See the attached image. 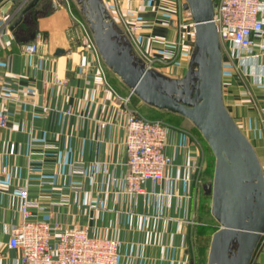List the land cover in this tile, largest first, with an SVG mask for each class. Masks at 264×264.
<instances>
[{
    "label": "crops",
    "instance_id": "crops-1",
    "mask_svg": "<svg viewBox=\"0 0 264 264\" xmlns=\"http://www.w3.org/2000/svg\"><path fill=\"white\" fill-rule=\"evenodd\" d=\"M30 1L0 0V112L9 116L7 127L0 129V264H16L19 256L6 248L5 228L19 221L17 189L24 187L39 203L43 219L83 225L91 236L118 240L121 264H194L195 195L202 182L195 168L203 167L205 141L181 126L167 127L171 163L165 181L146 182L140 194L123 192L125 112L120 99L130 91L107 68L106 80L120 99L105 89L92 53L70 40L77 28L60 0L37 3L36 10L46 13L35 21L33 40L18 43L9 27ZM50 2L57 7L47 8ZM175 4L123 0L139 47L177 78L187 68L194 34L192 21L179 15L176 23ZM30 43H38L36 54L22 51ZM57 49L63 52L55 54ZM231 63L238 66V77ZM221 80L223 104L262 165L264 59L248 60L243 53L226 64L222 55ZM132 100L130 106L140 108L142 102ZM255 260L264 264V245Z\"/></svg>",
    "mask_w": 264,
    "mask_h": 264
},
{
    "label": "water",
    "instance_id": "water-1",
    "mask_svg": "<svg viewBox=\"0 0 264 264\" xmlns=\"http://www.w3.org/2000/svg\"><path fill=\"white\" fill-rule=\"evenodd\" d=\"M39 1L31 0L11 23L18 43L33 40L35 21L46 13L36 10ZM73 1L105 67L148 107L187 119L210 149L212 175L200 186L210 196V213L219 228L211 235L206 264H250L264 232V174L253 146L223 104L222 50L212 22V0H185L194 44L178 78L146 67L102 0ZM26 23L29 27L20 29ZM62 52L57 49L55 54Z\"/></svg>",
    "mask_w": 264,
    "mask_h": 264
},
{
    "label": "built area",
    "instance_id": "built-area-1",
    "mask_svg": "<svg viewBox=\"0 0 264 264\" xmlns=\"http://www.w3.org/2000/svg\"><path fill=\"white\" fill-rule=\"evenodd\" d=\"M60 1L81 28L79 34L70 35V40L81 42L92 53L94 66L105 89L119 98L106 80V67L86 24L74 16L69 0ZM102 1L111 19L146 67L152 68L154 64L163 63L139 47L135 39L136 28L122 15L118 0H110L115 17L110 13L106 1ZM212 3V22L216 26L221 50L222 45L227 42L230 45V57L233 59L241 58L243 53L248 60L264 59V0H212ZM191 26L193 27L192 23ZM22 51L36 54L38 43L23 45ZM131 96L130 93L119 98L125 112L122 128L126 153V171L121 182L123 192L140 194L143 193L146 182L158 184L165 181L164 173L171 160L166 152L167 126L160 120L145 118L131 108ZM3 97L0 93V100ZM8 123V113L1 111L0 129H5ZM195 170L199 173L200 166L197 165ZM17 197L19 221L5 228L6 248L19 251L16 264H121L120 243L115 238L91 236L83 225L61 226L58 222L43 219L39 212V203L30 198L27 187L17 189ZM262 244L264 232L258 247Z\"/></svg>",
    "mask_w": 264,
    "mask_h": 264
},
{
    "label": "rangeland",
    "instance_id": "rangeland-1",
    "mask_svg": "<svg viewBox=\"0 0 264 264\" xmlns=\"http://www.w3.org/2000/svg\"><path fill=\"white\" fill-rule=\"evenodd\" d=\"M104 1H106V5H108V8H109L112 16L114 15V17H115V13L112 10L111 1L110 0H104ZM69 2H70L71 10H72V13L74 14V16L83 21L80 13L78 12V9H77L74 1L69 0ZM118 2L120 3V6H121L122 15L126 18V20L128 22H130L131 19L125 13V10L123 7V0H118ZM184 2H185V0H175V3H176L175 4L176 23H178V21H179L178 20L179 15L181 16V18H184V20H185L184 22L191 23V16H190L189 12L187 10H183V8H182V5ZM67 13H68V10H67ZM68 16L71 20H73L69 13H68ZM73 23L75 24V27L77 28V32H75V34H79V32L81 31L80 26L78 24H76L75 21ZM222 55L224 57V62H226V64H227V62L229 61V58H231L230 57V45L227 42H225L222 45ZM161 66L165 67L166 65L154 64L152 68H154L155 70L161 72L162 74H164L166 76H171V77L174 76L173 74H171L169 72L170 70H164V69H162L163 67H161ZM231 69H232V74L234 76L238 77V75L240 73L238 70V66L234 63H231ZM178 76L181 77L180 75H178ZM131 98L135 99L132 101L139 103L138 102L139 100H136L137 98L134 95H133V97L131 96ZM139 106H140V108L133 106V105L130 107L133 109H136L145 118L156 119V120H160V121L164 122V124L167 127H169V126L178 127V126H176V124H177V125L185 128V129H187V130H190L191 132L193 131L192 133L194 135L199 136V138L201 139L202 142L204 141V140H202V137L199 134V132L187 120L180 118V117H177L175 115H171L168 113H162V112L153 110L152 108L148 107L147 105H145L143 103L139 104ZM253 127L250 126V129ZM244 132L247 134L246 130H244ZM203 143H204V147L206 150H205L204 160H203V164H202L203 167H201V169L203 171H211L212 172L213 166H214V157H213L210 149L208 148L207 144L205 142H203ZM206 153H207V155H206ZM261 166H262V170H264V163L263 162H262ZM203 171H200V173H199L200 181H204L205 179H207V177L204 174L202 175ZM193 221H194L193 222L194 230H193L192 236H193V240H194L193 246L195 249V260H194L195 262H194V264H205L206 252H207L208 247H209L211 235L219 228V224L211 216V213H210V196L203 194L200 184L196 188L195 212H194ZM263 245L264 244H262V246ZM198 251H199V253H201L199 258H198V254H197ZM250 264H257V261L255 260V254H254V257H253Z\"/></svg>",
    "mask_w": 264,
    "mask_h": 264
},
{
    "label": "trees",
    "instance_id": "trees-1",
    "mask_svg": "<svg viewBox=\"0 0 264 264\" xmlns=\"http://www.w3.org/2000/svg\"><path fill=\"white\" fill-rule=\"evenodd\" d=\"M133 96V95H132ZM154 110V109H153ZM157 111V110H156ZM160 112V111H159ZM162 113H167V112H162ZM168 114H171V113H168ZM171 115H174V114H171ZM175 116H177V115H175ZM177 117H179V116H177ZM180 118H182V117H180ZM184 119V118H183ZM176 126H178L179 127V125H177L176 124ZM205 175L207 178H210L211 177V175H212V172L211 171H203L202 172V175Z\"/></svg>",
    "mask_w": 264,
    "mask_h": 264
}]
</instances>
